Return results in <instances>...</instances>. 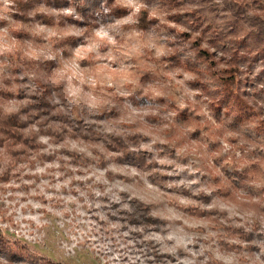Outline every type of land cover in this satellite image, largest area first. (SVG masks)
<instances>
[{"label":"rangeland","instance_id":"obj_1","mask_svg":"<svg viewBox=\"0 0 264 264\" xmlns=\"http://www.w3.org/2000/svg\"><path fill=\"white\" fill-rule=\"evenodd\" d=\"M139 2L111 28L116 45L98 41L109 61L82 46L132 11L123 0H0V117L17 112L22 133L0 146V264H176L150 238L179 225L173 210L204 225L189 229L194 250L214 231L212 246L237 264H264V131L210 105L214 74L232 63L236 89L264 118V54L232 41L228 23L252 28L248 17L264 11L248 0ZM72 62L82 92L70 105L61 73ZM145 107L156 114L132 112ZM145 212L152 224L130 220Z\"/></svg>","mask_w":264,"mask_h":264},{"label":"clouds","instance_id":"obj_2","mask_svg":"<svg viewBox=\"0 0 264 264\" xmlns=\"http://www.w3.org/2000/svg\"><path fill=\"white\" fill-rule=\"evenodd\" d=\"M4 3L5 6H8L11 3V0H4ZM123 6L126 8H130L132 11L129 12L126 17L117 19L114 24L109 27L100 26L96 28L94 30L95 40L91 41L87 45L82 46L84 49H86L87 52L95 53L98 59H108L109 61H114L116 59V57L111 55L110 53L102 56L99 51L100 44L98 43V41H104L108 45H116L117 37L112 34L111 28L127 25L132 20L133 14H139L141 9L144 7V5L139 2V0H123ZM64 11L65 14L72 15L74 10L68 8ZM40 31H45L44 26L40 27ZM49 34L51 35L52 33L49 32ZM79 52L80 48L76 50V54L78 55ZM48 59L54 60L55 56H49ZM104 67H108V65H104ZM68 73H70V75H67L68 88L66 99L71 105L79 101L80 93L82 92L81 87L72 85L73 78L81 77L80 65L76 62L65 64L61 75H66ZM51 83L54 85L55 81L53 80L51 81ZM80 83L83 84L82 79L80 80ZM120 95L125 96L127 94L120 93ZM194 95L195 93H192L189 98L191 99ZM91 99L94 100L95 97H91ZM53 103L60 104L61 101L59 98H56ZM93 106L94 105L89 104V107ZM132 112L135 115H142L145 117L149 114H156L155 110L151 109L150 107H145L142 113L137 109L132 108ZM225 147L227 148L228 145H225ZM181 183L184 182L181 181ZM183 202L185 201H182V203ZM206 207L211 210L214 205L209 204ZM221 210L229 212V218H231L233 215H239V213H233L231 208H229L227 205H222ZM168 218L179 221V225L172 230H168L164 233L157 232L150 237L155 245L160 248L162 255L172 257V259L176 261V264H197V261H199V264H213V262H215V264H237V257L234 253H224L219 248H214L212 246V244L215 242L214 238L217 235L216 232L207 231L202 238L205 240H210L211 242L201 245L199 251H196L194 250V248L195 242L197 240V235L189 229L193 227H204V225L188 224L186 221H184L183 214L174 210L172 212V215Z\"/></svg>","mask_w":264,"mask_h":264},{"label":"trees","instance_id":"obj_3","mask_svg":"<svg viewBox=\"0 0 264 264\" xmlns=\"http://www.w3.org/2000/svg\"><path fill=\"white\" fill-rule=\"evenodd\" d=\"M235 3L240 4V0H235ZM248 7H253L255 10L264 11V5L258 3L256 0H248L246 2ZM235 14L238 13V7H236ZM195 11V10H194ZM197 12V10H196ZM234 14V15H235ZM203 17V15H200ZM206 18V17H205ZM204 18V19H205ZM252 23V28H244L242 18L234 16L228 21L231 29L230 39L238 43H243L246 45L245 41L251 40L252 44L247 48V50H253L256 53L264 54V19L258 16L257 13L249 16L248 19ZM212 24L207 20L205 24V29H211ZM243 30V32H241ZM197 44L200 41L197 40ZM238 48L233 49V53H237ZM209 51L206 48L198 47L197 56L204 58L208 61ZM211 63L212 60H209ZM225 73L221 75H216L215 80L218 81L215 84V90L217 92V97L211 100V107L214 110L215 116L220 117V113L224 115H230L232 122H245L250 120L254 123L255 130L264 131V118L257 115L253 105L245 100L241 93L236 89L237 88V78H236V67L232 63H228ZM21 120L18 117L17 112H7L2 117H0V146L14 144L10 139L15 140L20 138L21 133ZM5 148V147H4ZM7 152L9 150L6 149ZM24 154L23 150H20ZM142 209H146L143 207ZM152 216L146 212L143 214H133L131 215L130 220L135 224H152ZM3 238L0 236V247L4 246ZM37 257V256H35Z\"/></svg>","mask_w":264,"mask_h":264}]
</instances>
